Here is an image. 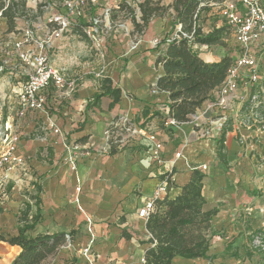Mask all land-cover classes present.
<instances>
[{"label": "crops", "instance_id": "0c3cea01", "mask_svg": "<svg viewBox=\"0 0 264 264\" xmlns=\"http://www.w3.org/2000/svg\"><path fill=\"white\" fill-rule=\"evenodd\" d=\"M173 1L167 0L166 4L171 5ZM116 2L120 7L124 4L121 0ZM110 4L111 1L103 0L101 5ZM101 7L91 9L102 10ZM114 7L118 8L117 4ZM138 14V18L141 17L139 7ZM174 18V11L170 20L156 16L135 35L132 34L133 21L124 22L128 36L123 44L106 39L104 63L107 67L102 78H111L113 86L122 91L120 101L113 107L110 106L112 97L103 95L96 105L87 108L94 95L100 92V78L91 73L87 79L79 76L77 88L70 96L58 98L57 89L51 86L45 91L51 105L50 112H29L21 121L18 150L25 157V165L15 169L0 185V232L16 235L20 227V211L25 203H30L31 213H36L37 206L32 197L38 195L42 219L29 232L30 235L74 231L72 238L68 236V243L49 256L46 264H144L145 252L151 246L147 242L151 234L146 227L147 219L140 217L138 211L153 196L166 170L147 153L152 146L150 134H155L163 143L164 164L175 162L173 184L168 192L170 198L181 193V188L191 178L192 168L207 166L200 169L205 175L204 209H218L212 222L215 235L208 254L215 256L212 264H237L240 260L224 255L226 239L251 232V228H246L245 214L254 211L251 205L255 198H263L256 194L260 189H248L249 177L242 170L249 158L240 156L241 147L234 138L237 131H248L238 127L236 122L251 90L240 88L228 109L212 108L203 114V109L215 99L217 91L197 109L198 121L190 119L176 126L165 125L164 120L169 115L168 99L156 88L165 72L163 66L157 64L160 50L153 41H162L175 32ZM221 22L217 9L208 7L202 12L199 25L207 33ZM77 31L72 36H83V42L90 44L86 36ZM110 36L111 33L107 38ZM69 37L67 34L65 40H56L55 46L63 47ZM133 41H139L135 49L131 47ZM216 47L198 44L196 50L205 61L215 62L225 56L221 50L214 49ZM61 52L64 54L65 50ZM236 53L234 50L230 56L235 57ZM101 63L99 59L93 71L99 70ZM145 108L150 111L148 116L144 115ZM154 111L161 115L150 118ZM223 115L229 119L227 123H224ZM119 117L129 119L139 132L130 137L127 144L109 147L105 132ZM223 127L228 129L225 141L228 164L218 158ZM68 146L78 147L75 170L65 161ZM178 151L182 157L177 159ZM230 169L233 172H229ZM37 185L42 191L38 192ZM87 217L93 220V251L98 255L94 263L79 253L91 238ZM20 252V246L0 241V264H11ZM210 262L206 258L181 256L172 259V264Z\"/></svg>", "mask_w": 264, "mask_h": 264}, {"label": "trees", "instance_id": "16d2710c", "mask_svg": "<svg viewBox=\"0 0 264 264\" xmlns=\"http://www.w3.org/2000/svg\"><path fill=\"white\" fill-rule=\"evenodd\" d=\"M209 0H174L170 5L174 12V28L180 26L181 30L188 34H193V39L180 38L167 41V37L162 40L157 64H161L164 69L156 85V88L164 92L168 99L169 116L177 120L180 124L188 122L191 116L196 113L206 101L210 100L214 93L223 84L227 70L232 63V57L225 55L219 61L207 62L202 59L195 49V44L223 45L224 37L229 35L226 26L215 27L207 33L203 32L199 20L195 18L196 11L202 2ZM160 1L144 0L139 4L141 19H133L137 31L144 30L156 16H160L162 6ZM25 1L0 0V17L7 20V31L14 32L17 28L18 18L25 12ZM132 11L128 4L121 5ZM206 9V8H205ZM77 28V27H76ZM81 34L82 29L77 28ZM84 35V34H83ZM103 95L112 97L110 106H114L120 101L122 91L113 86V81L109 77L100 78V92L96 93L92 103H88L87 108L96 105ZM250 103H246L244 108H248ZM150 114L149 109H144V115ZM159 111H154L151 117L160 116ZM228 129L223 127L222 135L218 143V158L228 164L225 153V141ZM112 152H115L114 149ZM264 154V151H263ZM173 172L168 175L172 177ZM204 173L200 169H193L191 178L187 184L181 188V193L175 198L168 195L157 200L155 210L147 219L146 227L151 234L147 241L150 247L145 252L144 264H172V259L176 256L185 258H206L212 260L215 256L208 254L212 239L214 237L213 219L218 214V209L206 211L204 205L206 199L204 190ZM169 180V186L172 187ZM37 185L38 192L42 191ZM264 199V185L256 192ZM37 206L36 213L32 212V205L25 203L19 214V231L16 235H7L0 232V241L21 247V252L16 256L11 264H46V260L52 254L57 253L60 246L64 245L68 239L74 235V231L69 233L58 232L54 234L39 233L36 236L30 235V231L41 221L40 211L41 198L38 195L32 197ZM249 229V228H248ZM252 237L249 242H254L258 236L264 241L262 229L251 230ZM254 250L245 246V255L240 252L239 247H233L228 243L225 248V255L236 259H253L256 251H264V245H254ZM246 264V263H242Z\"/></svg>", "mask_w": 264, "mask_h": 264}, {"label": "built area", "instance_id": "2783aa9c", "mask_svg": "<svg viewBox=\"0 0 264 264\" xmlns=\"http://www.w3.org/2000/svg\"><path fill=\"white\" fill-rule=\"evenodd\" d=\"M103 0H64V10L55 13L49 17L48 23L50 30L42 37L36 38L34 31L27 30L23 35V40L17 43L21 47L20 57L29 66L33 72L29 74L28 81L24 84L20 91L19 102L17 108V118L14 122H7L4 129L0 131V185H2L9 175L17 168L24 167L25 157L19 153V142L21 140V121L29 112H50L51 105L48 101L45 91L51 86L57 89L58 98L62 96L72 95L77 88L76 77H69L66 69L55 66L49 56V50L53 47L55 40H62L66 37L74 26L82 29L83 34L90 41L92 47L96 50V54L102 61L99 70L93 71L96 78H102L106 72L105 40L107 34L112 29L110 22V5H101ZM117 3V7L120 8ZM102 6V7H101ZM103 8L100 16H90L88 23H79L78 20L85 16L84 8ZM217 9L221 23L218 27L226 26L237 42V53L232 57L226 78L223 84L219 87L217 96L209 106L203 109V114H206L212 108L226 110L231 104V100L237 98V91L240 88H253L258 86L263 70L260 64L259 55H264V0H209L202 2L199 9L196 11L195 18L201 17L205 8ZM102 16V17H101ZM76 19H78L76 21ZM141 17L138 18L140 21ZM116 27L124 28L125 23L119 22ZM217 27V28H218ZM193 34L185 33L178 26L175 32L167 37V41L172 39H180L182 37L193 39ZM229 35V36H230ZM161 40L155 39L154 46H160ZM139 41H133L132 49H135ZM198 44H195L196 47ZM162 47V46H161ZM161 47L159 49H161ZM256 88V87H255ZM248 99L256 103L259 101V94L252 92ZM169 113V112H168ZM224 123L229 119L223 115ZM255 115H252V119ZM191 119L198 121V114H193ZM167 126H176L180 123L171 118L169 115L164 120ZM238 127L246 125V121L238 117L236 122ZM51 126H55L53 123ZM56 132L59 130L56 129ZM139 132V129L129 119L119 117L117 122H114L111 127L106 130V137L109 142V147L113 144L123 146L129 142V138ZM152 146L147 150L153 161L163 167H166L162 175V180L159 186L155 189L153 196L148 199L144 206L139 209L138 215L148 219L150 214L156 208L157 200L168 195L170 186L169 177L173 171L175 162L170 165H165L162 157L163 143L159 141L155 134H150ZM78 147L71 148L68 146L65 161L70 165L72 170L77 168L78 158L76 151ZM182 157L181 151L176 153V158ZM207 166L194 167L192 169H206ZM79 191L80 188L77 187ZM77 200V199H76ZM81 209V207H80ZM88 232L90 233V241L87 246L80 248L79 253L84 256L90 263H94L98 255L93 251L95 236L93 230V220L87 217ZM258 244L263 246L264 241L257 237Z\"/></svg>", "mask_w": 264, "mask_h": 264}, {"label": "rangeland", "instance_id": "374dc122", "mask_svg": "<svg viewBox=\"0 0 264 264\" xmlns=\"http://www.w3.org/2000/svg\"><path fill=\"white\" fill-rule=\"evenodd\" d=\"M16 1H25L26 12L21 18L17 19L18 24L14 32L7 31V20L6 18L0 17V131L4 129L8 121H16L20 91L28 81L29 74L33 72L31 66L21 59L20 53L22 48L18 47L17 43L23 40V35L27 30L34 31L36 38L43 37L51 29L48 23L49 17L64 10V0ZM109 1H111V10L108 19H110L112 29L107 34L108 36L111 33V36L106 39L118 42L121 45L126 41L128 35L125 28H119L118 30L115 24L119 22H131L133 19H138V7L141 0H121L130 5L134 9L133 11L126 6L122 9L115 8L114 5L117 4V0ZM153 1H160V5L163 7L160 11L161 15L158 17L170 20L174 10L170 5L166 4L167 0ZM103 11L101 9L94 11L90 7H85V16L79 20L76 19V21L78 20L79 23H88L90 16H100ZM173 30H176V28ZM76 31L77 28L74 26L67 33L70 37L66 41H64L65 39L63 40L65 42L63 44L65 45L61 48L55 46V40L53 47L49 50V56L55 66H63L66 68L69 77L81 78L79 77L81 75L83 79H87L91 73L94 76L93 70L97 67L99 58L92 45L83 42V36L79 37L77 34L76 37L72 36ZM138 32L134 26L132 34L135 35ZM229 35L224 37L223 45H217L214 49L221 50L225 55H230L232 51L237 50L238 47L235 38ZM63 50H65L64 54L61 52ZM259 58L262 70L264 71V55H259ZM250 90L251 93L256 91L259 94V101L253 103L247 98L245 104L250 103V105L244 110L241 109L239 118L246 121L247 124L242 126V128L248 131L244 133L237 131L234 138L241 147L239 149L240 156H248L249 158L247 166L242 170L243 174H247L249 177V182L247 183L248 189L249 191L251 189L256 191L262 189L264 185V72L258 86H254ZM252 115H255V120L252 119ZM231 168H234V165ZM229 172H233V169H230ZM254 201L255 203L251 205L254 211L245 214L246 217L244 220L246 222V228L249 227L252 230L262 229L264 233V199L255 198ZM213 234L215 235V233ZM252 235L251 232L249 234L243 233V235L240 234L237 238L226 239L225 244L231 243L233 247H239L242 249V255L244 256L245 246L254 250V245L258 244V241L255 242L258 236L254 242H249ZM212 240L214 241V239ZM66 242L68 243V239ZM243 262L246 264H264V251H256L250 262H248V259L243 261V258H241L237 264H242Z\"/></svg>", "mask_w": 264, "mask_h": 264}]
</instances>
